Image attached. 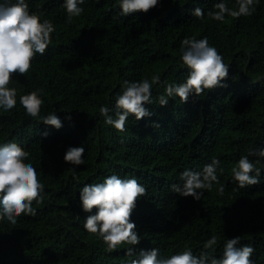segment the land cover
Instances as JSON below:
<instances>
[{
  "label": "trees",
  "instance_id": "1",
  "mask_svg": "<svg viewBox=\"0 0 264 264\" xmlns=\"http://www.w3.org/2000/svg\"><path fill=\"white\" fill-rule=\"evenodd\" d=\"M25 2L55 31L30 71L13 76L9 87L17 90V104L0 109V146L14 142L30 152L25 163L36 168L44 198L33 202L35 216L22 214L16 224L0 221V264H130L140 251L154 248L161 257L191 250L219 258L226 240L236 237L237 247L252 246L251 259L264 264V159L256 166L259 184L238 189L232 175L241 156L255 162L249 152L264 148V0L251 16H226L224 22L207 16L220 0H160L147 13L129 16L120 14L119 0H85L71 23L64 0ZM224 2L237 7L236 0ZM197 7L204 10L202 19L191 14ZM185 37H206L229 64L228 76L223 87L193 94L186 103L169 97L160 106L165 86L188 75L180 60ZM153 76L160 83L152 86V104L144 105L151 115L138 121L130 115L123 132L107 125L99 108L114 109L125 81ZM37 89L40 116L55 113L60 129L26 115L20 105L21 95ZM81 146L84 163H66V150ZM213 158L220 161L216 174L223 194L215 183L200 201L170 191L183 184L181 173L201 172ZM113 174L134 176L147 191L131 215L140 243L108 252L102 238L83 227L96 209L83 211L80 190ZM213 235L217 244L204 249Z\"/></svg>",
  "mask_w": 264,
  "mask_h": 264
},
{
  "label": "clouds",
  "instance_id": "2",
  "mask_svg": "<svg viewBox=\"0 0 264 264\" xmlns=\"http://www.w3.org/2000/svg\"><path fill=\"white\" fill-rule=\"evenodd\" d=\"M85 0H64L62 7L67 13V22L71 23L74 17H79L84 9L80 7ZM160 0H119L120 14L129 16L138 12L147 13L157 7ZM259 0H236V8H229L224 0L214 4V10L207 13L209 19L224 22L225 17L239 18L251 16L255 11L254 5ZM194 17L202 19L205 15L202 8L197 7L191 13ZM42 13H30L25 0H0V109L5 112L12 110L17 104V90L9 87L13 76H25L32 67L33 58L39 54L43 56L51 43V34L55 31L53 24L44 20L41 22ZM182 66L188 70V75L183 83L167 84L165 95L159 96L160 106H166L169 97H178L181 103H186L189 96L199 97L205 90L211 91L223 87L221 81L225 80L229 72V64L224 63L223 56L217 49L210 46L207 38L196 39L185 37L181 41ZM160 83L158 76L140 81H125L123 91L115 101L114 109L101 106L99 112L104 117L105 123L119 132L125 131L126 121L129 116L138 121L151 115L144 107L152 104L151 90L154 84ZM41 89L29 94L21 95L19 103L26 115L33 119H40L46 126L60 129L63 125L55 113L41 117L40 111L43 100L40 98ZM71 120V116L65 117ZM159 128V124L152 125ZM46 138L47 132L42 133ZM85 149L69 147L64 155V161L71 165L79 166L84 163ZM250 156H255V162L248 156H241L232 168V175L238 182V189L260 183L258 177L260 170L256 167L264 159V148L250 151ZM30 157V152L25 151L17 143H7L0 146V221L7 220L16 224L17 218L22 214L35 216L36 210L33 202L43 201L44 185L40 182L36 168L32 163H25ZM220 161L213 158L203 167L201 172L185 170L181 173L183 184L171 185L170 191L182 197H192L200 201L204 195L203 190L211 191L214 183L219 186V193L223 194L225 186L220 184L217 169ZM73 171L75 169L73 168ZM223 172V169H220ZM255 172L253 176L251 173ZM147 189L141 185L137 178H121L113 174L106 177L102 183L88 184L80 190V202L83 211L89 215L83 227L90 234L98 235L107 246L106 251L112 252L123 244L137 245L140 237L136 233V225L131 222V215L136 208L137 201L146 195ZM218 237L211 236L205 241L204 249H210L217 244ZM240 237L227 239L222 256H210L201 252L194 255L191 250H184L168 257H161L159 249L140 251L137 258L131 259L130 264H255L251 259L254 248L250 245L237 247ZM126 255L132 257L134 249L129 248Z\"/></svg>",
  "mask_w": 264,
  "mask_h": 264
}]
</instances>
